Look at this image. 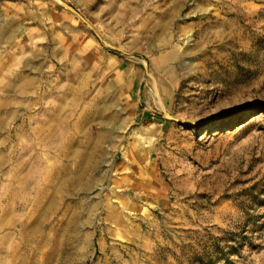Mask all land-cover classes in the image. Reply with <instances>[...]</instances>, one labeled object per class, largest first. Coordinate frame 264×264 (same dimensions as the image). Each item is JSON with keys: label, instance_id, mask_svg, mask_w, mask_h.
I'll list each match as a JSON object with an SVG mask.
<instances>
[{"label": "rangeland", "instance_id": "1", "mask_svg": "<svg viewBox=\"0 0 264 264\" xmlns=\"http://www.w3.org/2000/svg\"><path fill=\"white\" fill-rule=\"evenodd\" d=\"M0 264H264V0H0Z\"/></svg>", "mask_w": 264, "mask_h": 264}, {"label": "water", "instance_id": "2", "mask_svg": "<svg viewBox=\"0 0 264 264\" xmlns=\"http://www.w3.org/2000/svg\"><path fill=\"white\" fill-rule=\"evenodd\" d=\"M67 7H69V9H70L73 13H75L76 15H78L81 19H84V18L82 17V15H81L76 9H74V7H72V6H67Z\"/></svg>", "mask_w": 264, "mask_h": 264}]
</instances>
